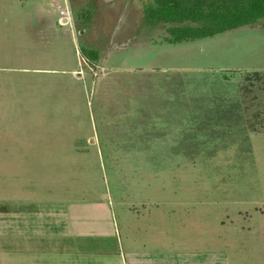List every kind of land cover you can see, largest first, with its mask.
<instances>
[{
    "label": "rangeland",
    "instance_id": "rangeland-1",
    "mask_svg": "<svg viewBox=\"0 0 264 264\" xmlns=\"http://www.w3.org/2000/svg\"><path fill=\"white\" fill-rule=\"evenodd\" d=\"M146 3L0 0V264H66L75 208L264 264V20L170 43Z\"/></svg>",
    "mask_w": 264,
    "mask_h": 264
},
{
    "label": "crops",
    "instance_id": "crops-1",
    "mask_svg": "<svg viewBox=\"0 0 264 264\" xmlns=\"http://www.w3.org/2000/svg\"><path fill=\"white\" fill-rule=\"evenodd\" d=\"M104 205L107 206L105 203ZM133 210H135L133 208ZM136 211V210H135ZM112 212V211H111ZM139 213V210L134 214ZM63 215V214H62ZM65 215V214H64ZM98 213L84 216L77 208L72 209L62 221V249L66 264H215L211 258L204 257L206 253L184 254L174 250V247H149L158 242L159 234L148 232L145 241L130 235V230L141 232L144 228L134 225L120 226L107 224ZM129 228V229H128ZM153 226L148 228L151 230ZM171 249V250H166ZM197 253V252H196ZM73 255V256H72Z\"/></svg>",
    "mask_w": 264,
    "mask_h": 264
},
{
    "label": "trees",
    "instance_id": "trees-1",
    "mask_svg": "<svg viewBox=\"0 0 264 264\" xmlns=\"http://www.w3.org/2000/svg\"><path fill=\"white\" fill-rule=\"evenodd\" d=\"M264 20V0H147L144 22L171 23L170 43L212 37ZM98 58L97 50L87 51Z\"/></svg>",
    "mask_w": 264,
    "mask_h": 264
}]
</instances>
